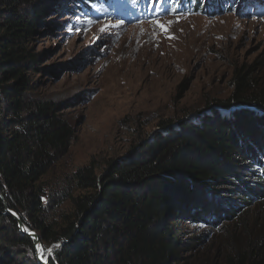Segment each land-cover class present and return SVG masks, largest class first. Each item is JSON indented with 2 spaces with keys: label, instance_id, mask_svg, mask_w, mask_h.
<instances>
[{
  "label": "trees",
  "instance_id": "obj_1",
  "mask_svg": "<svg viewBox=\"0 0 264 264\" xmlns=\"http://www.w3.org/2000/svg\"><path fill=\"white\" fill-rule=\"evenodd\" d=\"M112 1L79 0L78 11L93 14ZM154 1L166 16L205 13L209 6L217 16L234 5ZM237 1L247 17L264 16V0ZM54 8V0H0V264H40L34 238L21 233L4 201L44 251L63 244L50 264H264V216L257 215L264 211L262 61L236 71L226 99L176 127L161 122L162 131L134 143L101 173L95 158L58 172L74 131L65 106L41 92L43 75L54 73L40 51ZM239 106L247 108L231 110ZM255 214L262 222L253 237ZM230 220L231 228L221 225L230 240L224 255L190 263L185 251L201 247L207 235L188 229L212 233Z\"/></svg>",
  "mask_w": 264,
  "mask_h": 264
},
{
  "label": "rangeland",
  "instance_id": "obj_2",
  "mask_svg": "<svg viewBox=\"0 0 264 264\" xmlns=\"http://www.w3.org/2000/svg\"><path fill=\"white\" fill-rule=\"evenodd\" d=\"M113 2L111 8H95V14H80L79 0H54L49 13L40 51L54 73L43 75L41 92L65 106L74 131L58 172L75 171L95 158L101 173L134 143L160 132L161 122L176 127L179 120L195 119L208 103L226 99L242 67L260 60L264 74V16L247 17L240 1L234 0L232 13L217 16L210 6L205 13L166 16L158 1ZM157 21L169 26L167 34ZM257 215L249 218L250 226L257 221L253 237L262 222ZM233 223L212 233L188 229L207 235L201 247L185 251L190 263L220 259L230 242L222 227ZM49 250H43L45 256Z\"/></svg>",
  "mask_w": 264,
  "mask_h": 264
},
{
  "label": "water",
  "instance_id": "obj_3",
  "mask_svg": "<svg viewBox=\"0 0 264 264\" xmlns=\"http://www.w3.org/2000/svg\"><path fill=\"white\" fill-rule=\"evenodd\" d=\"M216 108L221 110L220 107H216ZM241 108H247V107L239 106V107H235V108H233L231 110H236V109H241ZM250 109H252V108H250ZM225 112H229V111H225ZM159 131H161V129ZM0 196H1V199L4 200V197L1 194H0ZM4 205L6 207L7 215H10L11 217H13L15 219V221L18 223V226H19V229H20L21 233L34 238V240H35V251H36V256H37L38 262L40 264H50L49 258H50L51 253L53 252V250L51 249L48 252V254L46 256H44V253H42L40 251V249L38 248V246H40V248L43 249L39 236L36 233H28L27 231H25L24 229H26V228H25L22 220L15 213H13V212H11L9 210V208L7 206V203L5 201H4ZM62 245H63L62 243L57 245V247L55 248L54 252L56 250H58ZM42 256H43V258H42Z\"/></svg>",
  "mask_w": 264,
  "mask_h": 264
},
{
  "label": "snow or ice",
  "instance_id": "obj_4",
  "mask_svg": "<svg viewBox=\"0 0 264 264\" xmlns=\"http://www.w3.org/2000/svg\"><path fill=\"white\" fill-rule=\"evenodd\" d=\"M178 22V21H177ZM157 23V27L162 31V32H164L165 34H167L168 33V31H169V26L168 25H165V24H163V23H161V22H159V21H157L156 22ZM102 31H106V29H102ZM169 39H175V37H172V36H169L168 37ZM25 231H28L27 229H24ZM38 248L40 249V251L43 253V249L42 248H40V246H38ZM50 251V250H49ZM42 258H43V256H42Z\"/></svg>",
  "mask_w": 264,
  "mask_h": 264
},
{
  "label": "clouds",
  "instance_id": "obj_5",
  "mask_svg": "<svg viewBox=\"0 0 264 264\" xmlns=\"http://www.w3.org/2000/svg\"><path fill=\"white\" fill-rule=\"evenodd\" d=\"M134 2H135V0H134ZM136 3V2H135ZM137 5H141V4H138V3H136ZM263 8H264V6H262ZM256 10V8L255 7H253V11H255Z\"/></svg>",
  "mask_w": 264,
  "mask_h": 264
}]
</instances>
